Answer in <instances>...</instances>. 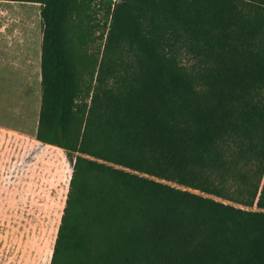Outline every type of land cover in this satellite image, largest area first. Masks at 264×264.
<instances>
[{
  "label": "trees",
  "instance_id": "trees-1",
  "mask_svg": "<svg viewBox=\"0 0 264 264\" xmlns=\"http://www.w3.org/2000/svg\"><path fill=\"white\" fill-rule=\"evenodd\" d=\"M0 1L40 6L71 163L49 264H264V0Z\"/></svg>",
  "mask_w": 264,
  "mask_h": 264
},
{
  "label": "rangeland",
  "instance_id": "rangeland-1",
  "mask_svg": "<svg viewBox=\"0 0 264 264\" xmlns=\"http://www.w3.org/2000/svg\"><path fill=\"white\" fill-rule=\"evenodd\" d=\"M95 3L91 22L102 25L104 9ZM0 7L6 9L0 23L12 27L0 32L3 39L10 36L37 47L42 32L39 4L0 2ZM102 45L97 39L89 51ZM39 108V71L25 79L0 80V264L50 261L71 163L64 151L34 140Z\"/></svg>",
  "mask_w": 264,
  "mask_h": 264
},
{
  "label": "crops",
  "instance_id": "crops-1",
  "mask_svg": "<svg viewBox=\"0 0 264 264\" xmlns=\"http://www.w3.org/2000/svg\"><path fill=\"white\" fill-rule=\"evenodd\" d=\"M4 10L6 11V9L0 7V16H2ZM11 29L12 27L9 25H2L0 23V32L3 30L10 32ZM40 44L41 42L36 47L31 41L19 42L12 40L10 36H6L3 39L0 34V80L25 79L37 71L40 74ZM35 54H37L36 58Z\"/></svg>",
  "mask_w": 264,
  "mask_h": 264
}]
</instances>
